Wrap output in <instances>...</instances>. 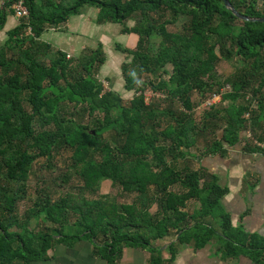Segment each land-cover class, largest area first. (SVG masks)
Masks as SVG:
<instances>
[{
  "label": "trees",
  "instance_id": "trees-1",
  "mask_svg": "<svg viewBox=\"0 0 264 264\" xmlns=\"http://www.w3.org/2000/svg\"><path fill=\"white\" fill-rule=\"evenodd\" d=\"M229 1L242 14L264 16V0ZM24 2L29 15L0 45V264H33L55 242L71 245L81 238L91 240L107 264L115 263L124 245L149 248L151 264H160L153 240L173 234L178 243L202 247L217 237L210 218L216 216L227 251L248 249L264 262V238L228 232L233 228L220 206L224 189L213 176L201 183L202 171L186 161L195 157L189 150L199 136L205 152H225L250 127L260 136L264 21L240 19L224 0ZM9 4L0 11V29L13 12ZM84 5L99 8V22H117L138 35L133 50L119 45L131 56L122 65L124 88L134 94L128 103L99 76L106 61L102 43L73 56L41 39ZM181 14L187 18L181 29H170ZM234 58L242 65L218 78L217 64ZM225 84L231 88L223 91ZM148 87L162 97L146 101ZM194 92L204 99L221 93L227 103L204 108L197 120ZM248 94L258 99V109L250 108L252 101L238 103ZM61 150L71 152L63 182L75 175L79 190L53 198L42 186L18 214L35 161L50 165ZM103 179L133 194L132 201L88 197L99 192Z\"/></svg>",
  "mask_w": 264,
  "mask_h": 264
},
{
  "label": "crops",
  "instance_id": "crops-1",
  "mask_svg": "<svg viewBox=\"0 0 264 264\" xmlns=\"http://www.w3.org/2000/svg\"><path fill=\"white\" fill-rule=\"evenodd\" d=\"M98 12V7L84 5L80 12L73 14L65 23L48 27L41 39L49 42L54 49H61L73 56H79L102 43L105 63L109 61V55L123 57L126 52L119 45L128 48L136 45L138 35L124 32L120 23L99 22ZM130 21L127 24L131 26L133 21ZM19 22V18L12 12L7 14L6 22L0 29V45ZM249 129L253 140L257 138L264 142V120L256 128L260 136L254 135L251 127ZM225 149V152L200 150V153L194 154L197 160L194 168L202 171L201 183L213 176L215 183L224 189L220 206L221 211L229 216L233 228L228 229V232L233 234L235 230L241 229L264 238V148L251 143L244 131L240 142L225 145ZM210 218L218 234L202 247L178 243L173 234L153 240L152 246L161 255L160 264H264L253 259L250 251L247 252L248 249L239 251L233 248L234 251H227L220 243L221 236H224L221 220L216 219L217 216ZM172 242H175L174 247L170 248ZM93 249V242L84 238L71 245L55 242L47 251V257L36 260L33 264H107ZM150 256L149 248L124 245L114 264H151Z\"/></svg>",
  "mask_w": 264,
  "mask_h": 264
},
{
  "label": "rangeland",
  "instance_id": "rangeland-1",
  "mask_svg": "<svg viewBox=\"0 0 264 264\" xmlns=\"http://www.w3.org/2000/svg\"><path fill=\"white\" fill-rule=\"evenodd\" d=\"M186 16L180 15L178 17V21L170 26V29L172 30H180L183 22L185 21ZM132 21H130L131 23ZM156 43L157 40L155 41ZM123 44H126L123 43ZM132 48V50L135 48V45L129 46ZM123 57L116 58L115 56L109 55V61H107L100 69L99 76L103 80L104 85L107 88L112 87L113 89H116L117 91L121 92L125 102H129V99L134 95L132 91H127L124 88V78H123V72H122V65L126 62L131 61V56L129 54L124 53ZM242 62L239 58H234L231 60H225L222 59L217 64V71H218V78L224 79L226 76L230 75L237 67L241 66ZM168 70H171V66H167ZM164 77H168V73L163 74ZM148 76H144V79H147ZM227 86V89L229 90L231 87L229 84H225V87ZM147 90H152L150 87L147 88ZM264 94V88L262 89ZM159 94L154 93L155 95L149 97V99L155 98L157 96L162 97V93L158 92ZM193 101L195 103V117L197 120L201 118L203 110L209 108V106H203L201 103L203 102L204 98H201V96L194 92L193 95ZM208 98V97H207ZM221 96L218 98L219 100H216L214 106L217 108H222L227 101H221ZM249 98V99H248ZM252 101V102H251ZM258 99L253 98L250 94L247 95L246 98H239L238 103H250V106L252 109H258L257 104ZM166 104H164L165 106ZM203 106V107H202ZM175 109L179 108V104H175ZM205 108V109H204ZM222 129H218L217 136L221 137ZM245 135L251 143L253 142V135H250V129L245 130ZM211 137V136H210ZM257 139V138H255ZM203 143H206L205 138H202L201 136L198 137V140L194 146L190 148V152L192 154L200 153V150L204 146ZM71 152L69 150H61L58 154H56L53 158L52 164L48 165V163L45 161L44 158H40L35 161L33 165V169L30 173V177L27 181V188H26V195L25 197L19 202L18 204V214H22L24 210L31 205L30 200H35L39 195V188L42 186H45L49 192L51 193V196L53 198L58 197L59 195L64 194L67 190H74L78 191V183L80 184L79 179L72 175V177L69 179L68 182H63L62 174L65 172L67 164L69 163ZM186 161L192 166H197V160L195 157L188 156ZM104 183V184H103ZM103 186V188H102ZM90 198H98V197H107L113 200H116L118 202H131L134 195L129 194L127 192H124L120 187L115 186L111 180L109 179H103L101 184V189L99 192H97L94 195H88ZM157 206L154 204L150 211L154 212L156 210ZM31 223L35 225L34 219H31ZM38 229V228H37Z\"/></svg>",
  "mask_w": 264,
  "mask_h": 264
},
{
  "label": "built area",
  "instance_id": "built-area-1",
  "mask_svg": "<svg viewBox=\"0 0 264 264\" xmlns=\"http://www.w3.org/2000/svg\"><path fill=\"white\" fill-rule=\"evenodd\" d=\"M10 3V7L13 10V14L20 18V17H27L29 15V9L26 6L24 0H0V11L8 4ZM30 32V29L27 30V33ZM103 81V80H102ZM104 83V82H103ZM105 86V85H104ZM106 87V86H105ZM107 88V87H106ZM223 91L228 90L227 86L222 88ZM159 94L158 92H153V90H145V95H146V101H150L151 99H149V97ZM222 97L221 93H213L211 94V96H209L208 98H205L203 100V102L201 103L203 106H211L213 104H215L216 100H219V97ZM158 97V96H157ZM250 108H252L250 106ZM249 116V112L245 113V117ZM253 143L259 147L264 148V142L259 141L257 139L253 140Z\"/></svg>",
  "mask_w": 264,
  "mask_h": 264
},
{
  "label": "water",
  "instance_id": "water-1",
  "mask_svg": "<svg viewBox=\"0 0 264 264\" xmlns=\"http://www.w3.org/2000/svg\"><path fill=\"white\" fill-rule=\"evenodd\" d=\"M224 3L227 8H229L236 16L243 20H252V21H264V16L262 17H251L245 14L240 13L229 0H224Z\"/></svg>",
  "mask_w": 264,
  "mask_h": 264
}]
</instances>
